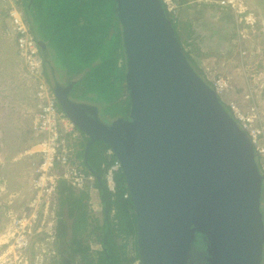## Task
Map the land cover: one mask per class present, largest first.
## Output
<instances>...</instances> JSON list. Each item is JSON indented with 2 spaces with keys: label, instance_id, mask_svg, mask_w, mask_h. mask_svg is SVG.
Wrapping results in <instances>:
<instances>
[{
  "label": "water",
  "instance_id": "95a60500",
  "mask_svg": "<svg viewBox=\"0 0 264 264\" xmlns=\"http://www.w3.org/2000/svg\"><path fill=\"white\" fill-rule=\"evenodd\" d=\"M114 2L128 118L105 125L94 107L69 100V89L53 91L88 136L84 161L96 140L118 160L139 264H261L262 175L249 139L182 53L161 1Z\"/></svg>",
  "mask_w": 264,
  "mask_h": 264
},
{
  "label": "rangeland",
  "instance_id": "374dc122",
  "mask_svg": "<svg viewBox=\"0 0 264 264\" xmlns=\"http://www.w3.org/2000/svg\"><path fill=\"white\" fill-rule=\"evenodd\" d=\"M220 1L187 0L185 4L179 5L174 14L182 50L189 52L195 62V69L207 84H221L219 99L224 107L230 110V106H234L242 116L253 110V114L257 115L254 125L264 132V0H244L248 12L247 22L251 24L249 26L245 21H239V16ZM18 7L21 8L20 4ZM6 11V6L0 4V264H60L61 257L54 237L56 217L45 220L41 227L39 234L44 232L46 236L41 240L39 234L30 235L23 250L16 248L13 242L16 234L14 238L10 237L13 232L9 230L10 217L28 211L26 206L30 200L35 172L31 163L37 158V155H31L37 149L32 147L36 141L33 138L32 120L38 107L32 91L25 83L23 64L16 51L15 40L8 32ZM24 19L30 21L27 17ZM39 23L37 17V27ZM47 47L49 65L59 70L57 76L62 80L64 73L57 51H53V46L52 49ZM52 59L54 64L50 61ZM122 64L119 60L118 65ZM45 68L49 73V67ZM79 77L74 76L73 79ZM125 96L126 93L122 99ZM83 102L102 109L98 102ZM110 113L117 114V111L112 110ZM98 116L105 125L114 124L120 117L111 119L103 111ZM258 156L256 162L264 177V156ZM88 195L90 218L92 222L96 218L100 224L102 207L99 193L94 188ZM48 222H51L50 228L47 227ZM100 249L99 243L92 239L90 258L95 260ZM129 250L130 246L127 251L131 255Z\"/></svg>",
  "mask_w": 264,
  "mask_h": 264
},
{
  "label": "trees",
  "instance_id": "16d2710c",
  "mask_svg": "<svg viewBox=\"0 0 264 264\" xmlns=\"http://www.w3.org/2000/svg\"><path fill=\"white\" fill-rule=\"evenodd\" d=\"M174 2L177 4L175 10L177 11L179 5L185 4L187 0ZM20 3L24 17L30 20L27 22L31 33L44 47V63L49 67V73L46 68L44 69L47 83L52 86L53 71H50L48 45L49 48L53 46V51L56 49L57 57L62 64L61 71L69 79L80 75L74 82L72 97L80 101L100 103L101 110L94 108L99 114L103 111L111 119L117 116H120L121 120L127 119L125 116L129 113V98L125 96V99H122L126 93L123 85L126 58L114 0H20ZM162 10L182 53L200 76L189 52L182 50L175 11L167 12L163 5ZM37 17L38 23L41 21L38 27ZM119 60L123 62L121 66L118 65ZM50 61L53 63V59ZM52 68L59 71L55 66ZM112 110H116L117 114H111ZM77 130L81 137L75 157L82 161L85 171L102 178L105 170L118 160L113 153L111 155L106 153L110 148L105 142L96 140L90 145L84 161V147L88 136ZM93 187L99 193L102 207L100 224L96 218L95 222L90 218L87 192H77L65 182L57 185L55 195L58 201V215L54 237L61 257L60 264L133 263L138 260L136 221L121 168L115 175L114 192H109L103 181L99 186L96 180ZM263 195L264 183L261 188L260 204L264 201ZM42 237L43 235L41 240ZM92 239L101 246L95 260L90 258ZM128 246L132 256L128 254ZM261 264H264V244Z\"/></svg>",
  "mask_w": 264,
  "mask_h": 264
},
{
  "label": "built area",
  "instance_id": "2783aa9c",
  "mask_svg": "<svg viewBox=\"0 0 264 264\" xmlns=\"http://www.w3.org/2000/svg\"><path fill=\"white\" fill-rule=\"evenodd\" d=\"M19 3L20 0H0V4L7 9L8 32L15 40V48L23 64L25 83L38 100V110L32 120L33 131L37 137L34 147L37 149L31 154L37 155V158L31 163L35 171L32 176L31 192L34 193L32 203H44L43 215L46 216L50 209V200L55 196L59 182H66L77 192H86V190L91 192L94 189L95 175L85 171L82 161L75 157L80 133L57 108L51 87L44 77L43 59L37 39L24 20L22 10L18 7ZM161 3L167 12L172 13L176 9L174 0H161ZM220 3L236 13L239 21L251 25L247 22L248 12L244 7V0H221ZM220 85L216 82L212 86L218 96L221 92ZM230 110L239 128L249 139L255 155L264 156V132L254 125L257 115H254L252 110L242 116L234 106H230ZM106 153L112 154L111 150ZM119 168V163L114 162L103 174L102 181L109 192L115 190V175L119 172ZM50 215L53 216V213L50 212ZM43 224L44 220L38 223L35 212H22L11 216L9 230L13 232L10 237L14 238L16 234L17 237L13 239L16 248L25 247L29 241L28 237L33 233H39ZM50 225L51 222H48L47 227L50 228ZM137 262L138 260L132 264Z\"/></svg>",
  "mask_w": 264,
  "mask_h": 264
},
{
  "label": "clouds",
  "instance_id": "9594fccd",
  "mask_svg": "<svg viewBox=\"0 0 264 264\" xmlns=\"http://www.w3.org/2000/svg\"><path fill=\"white\" fill-rule=\"evenodd\" d=\"M161 1V0H160ZM20 4V7H21V10H22V14H23V8H22V6H21V3H19ZM162 4V3H161ZM24 15V14H23ZM24 18V17H23ZM25 20V19H24ZM26 21V20H25ZM27 22V21H26ZM27 24H28V22H27ZM29 25V24H28ZM29 29H30V26H29ZM31 32V31H30ZM34 36V35H33ZM35 38L37 39V37L35 36ZM37 44H38V48H39V51H40V53L43 55V53H44V51L42 50L41 51V47H40V45L39 44H41V42H39L38 41V39H37ZM43 57V56H42ZM43 59V73H44V69H45V63H44V57L42 58ZM45 77V76H44ZM201 77V76H200ZM209 85V84H208ZM210 86V85H209ZM51 87V89H52V91H53V87L52 86H50ZM212 89H213V87L212 86H210ZM214 90V89H213ZM219 97V96H218ZM79 102H83V101H79ZM223 105V104H222ZM90 106V105H89ZM224 106V105H223ZM90 107H93V106H90ZM226 108V107H225ZM228 109V108H227ZM229 110V109H228ZM228 113H230V115L233 117V115H232V113H231V110H229L228 111ZM234 118V117H233ZM76 128V127H75ZM33 134H34V131H33ZM34 136H35V134H34ZM81 136V135H80ZM34 139L36 138V140H37V137L35 136V137H33ZM35 143H36V141H35ZM35 145V144H34ZM34 145L32 146V147H34ZM31 147V148H32ZM112 152V151H111ZM32 155V154H31ZM34 155V154H33ZM256 156V155H255ZM101 178V177H100ZM97 179H96V176H95V181H96ZM61 182H63V181H61ZM60 183V182H59ZM66 183V182H65ZM95 183V182H94ZM101 184H102V178H101ZM67 185V184H66ZM94 185V184H93ZM69 186V185H68ZM70 187V186H69ZM72 188V187H71ZM94 188V187H93ZM86 192L89 194L90 193V191H88V190H86ZM55 194H56V192H55ZM33 197H34V193H32L31 192V195H30V200H29V202H28V204H27V206H26V209L28 210V211H23V212H27V213H31V212H35L36 214H37V221H38V223H40L42 220H44V222H45V220H49V219H52V218H54V217H56V224H57V215H58V213H57V211H58V201H57V197H56V195L53 197V199H51L50 200V209H49V212L47 213V215L46 216H44L43 215V211H44V203L43 202H36V203H32V200H33ZM50 212H52L53 213V216L52 215H50ZM55 227H56V225H55ZM54 232H55V229H54ZM40 233V232H39ZM39 233H33V236L35 235V236H38V234ZM43 234H39V236H42L43 235V237L42 238H44L45 236H46V234L44 233V232H42ZM34 240V239H33ZM138 262H139V260H138ZM132 264V263H131Z\"/></svg>",
  "mask_w": 264,
  "mask_h": 264
},
{
  "label": "flooded vegetation",
  "instance_id": "af4514ba",
  "mask_svg": "<svg viewBox=\"0 0 264 264\" xmlns=\"http://www.w3.org/2000/svg\"><path fill=\"white\" fill-rule=\"evenodd\" d=\"M50 71H53V72H51L52 73V75H51V85H52V87H53V90H54V88L57 86L58 88H57V93L58 94H61L62 92H63V89H66V90H68L69 89V93H68V99L69 100H71V101H73V102H78L79 103V101L80 100H78V99H75L74 97H72L71 96V93H72V89H73V85H74V82L77 80V79H73V78H71L70 77V79L66 76V74L64 73V75L61 77L62 78V80H59L58 78V76H57V74H59V71H55L54 70V68H52L51 66H50ZM82 103H84V102H82ZM97 115H99V112L97 111ZM99 117V116H98ZM126 118H128V114H127V116H125ZM124 117V118H125ZM100 119V118H99ZM117 119H119V120H121V118L119 117V118H117ZM123 120V119H122ZM101 121V120H100ZM106 125H108V124H106ZM258 165V164H257ZM262 175V183H263V179H264V177H263V174H261ZM260 211H261V214H262V220H263V226H264V201H263V203H261L260 204ZM204 246V243H198V245H196V253L197 252H199L200 250H202V247ZM203 264V263H202Z\"/></svg>",
  "mask_w": 264,
  "mask_h": 264
},
{
  "label": "bare ground",
  "instance_id": "6f19581e",
  "mask_svg": "<svg viewBox=\"0 0 264 264\" xmlns=\"http://www.w3.org/2000/svg\"><path fill=\"white\" fill-rule=\"evenodd\" d=\"M52 94H53V97L55 98L54 91H52ZM33 97H34V99L36 100V102H38L37 97H36L35 95H33ZM55 100H56V98H55ZM56 105H57L58 110H59L63 115H65V114L63 113V111L61 110V108H59L60 106L58 105L57 101H56ZM32 127H33V126H32ZM22 250H23V249H22ZM22 250H21V251H22ZM19 252H20V251H19Z\"/></svg>",
  "mask_w": 264,
  "mask_h": 264
},
{
  "label": "crops",
  "instance_id": "0c3cea01",
  "mask_svg": "<svg viewBox=\"0 0 264 264\" xmlns=\"http://www.w3.org/2000/svg\"><path fill=\"white\" fill-rule=\"evenodd\" d=\"M29 147H30V146H29ZM29 147H28V148H29Z\"/></svg>",
  "mask_w": 264,
  "mask_h": 264
}]
</instances>
